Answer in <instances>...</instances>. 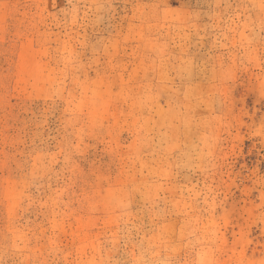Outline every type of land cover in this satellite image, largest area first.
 I'll return each instance as SVG.
<instances>
[{
	"label": "rangeland",
	"instance_id": "374dc122",
	"mask_svg": "<svg viewBox=\"0 0 264 264\" xmlns=\"http://www.w3.org/2000/svg\"><path fill=\"white\" fill-rule=\"evenodd\" d=\"M0 264H264V0H0Z\"/></svg>",
	"mask_w": 264,
	"mask_h": 264
}]
</instances>
